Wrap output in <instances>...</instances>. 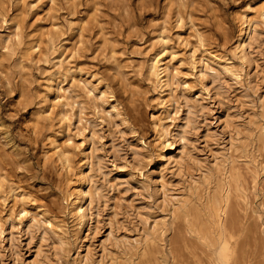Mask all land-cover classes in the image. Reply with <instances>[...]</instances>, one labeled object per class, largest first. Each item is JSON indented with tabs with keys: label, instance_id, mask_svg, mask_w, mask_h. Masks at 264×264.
<instances>
[{
	"label": "rangeland",
	"instance_id": "rangeland-1",
	"mask_svg": "<svg viewBox=\"0 0 264 264\" xmlns=\"http://www.w3.org/2000/svg\"><path fill=\"white\" fill-rule=\"evenodd\" d=\"M256 1L0 0V13L8 18L5 23L0 17V176L27 192L45 217L67 226L64 231L55 228L53 239L43 241L41 264H216L213 249L198 238L191 223L206 218L204 206L217 194H230L223 223L235 232L238 253L233 264H264V25L254 54L256 93L251 89L245 96L236 85H226L201 107L194 100L200 81L182 77L194 88L177 93L186 94L194 114L178 169L165 163L167 150L160 149L156 138V94L148 82L149 55L164 25L175 41L190 30L191 20L211 52L232 57L241 33L235 16ZM16 26L25 41L21 47L16 45ZM43 31H52L54 39L45 38L42 51L28 55L25 45ZM8 36L12 39L5 50ZM50 42L74 49L75 65L94 74L101 88L114 94L129 128L121 133L106 113L97 121L104 174L96 176L99 209L90 230L81 231L80 219L69 213L66 172L55 157L46 159L43 154L49 137L59 129L57 117L38 119L45 78L54 71L45 62L51 56ZM174 47L187 55L177 42ZM188 65L184 58V72ZM242 84L248 86L245 75ZM72 88L86 111H92V99L80 87ZM225 113H230L226 125L221 123ZM142 140L147 145L141 148ZM135 148L141 151L138 158ZM173 149L178 150L179 143ZM253 171L258 172L256 181ZM160 172L170 193L165 205L154 184ZM10 213L8 207H0V264H30L38 239H31L13 215L12 246ZM111 226L117 242L113 239L102 256L100 242ZM88 251L89 260L80 263Z\"/></svg>",
	"mask_w": 264,
	"mask_h": 264
},
{
	"label": "bare ground",
	"instance_id": "bare-ground-1",
	"mask_svg": "<svg viewBox=\"0 0 264 264\" xmlns=\"http://www.w3.org/2000/svg\"><path fill=\"white\" fill-rule=\"evenodd\" d=\"M21 1L26 3L27 0ZM50 1L54 2L55 0ZM0 17L3 22L8 23L7 15L0 13ZM235 20L240 26L241 33L232 49V57H224L211 52L202 32L191 20L189 22L190 30L186 34H178L175 41L166 31L165 25L155 36L156 42L153 43V52L149 55L148 63L150 76L148 82L152 85L153 93L156 94L152 114L153 126L156 138L160 143V149L167 150L163 157L165 163L174 164L173 166L177 169L180 168L187 143L186 133L191 126L194 114V105L189 102L186 94L177 93V90L181 88H194L189 81L183 80L182 77L200 81L199 88L194 94V100L200 103L201 107L204 106L203 100L211 98L213 94L218 96L226 85H236L240 93L245 96L249 95L251 89L255 90L257 87L258 76L254 71V54L261 35L259 28L264 25V0H257L256 3L248 5L235 16ZM16 29L18 30L14 35L17 41L16 45L21 47L25 41L21 29L18 26ZM45 38L52 41L54 39L53 32L43 31L40 36L32 38L30 43L25 45L28 55L41 52ZM11 39V36L5 38L3 45L5 50L9 49ZM176 42L179 47L185 50L186 56L175 49ZM51 44L47 48L51 49V56L45 62L49 63L54 71H51L45 78L46 83L41 97L43 107L39 111L38 119L57 117L59 129L49 137V144L44 148L43 154L46 159L55 157L61 169L66 172L64 200L69 213L80 219L81 231L83 229L90 230L99 209L96 202L100 185L96 176L99 172L104 174L102 159L97 152V121L101 120L102 113H106L113 118L121 133H126L129 128L122 121V107L115 100L114 94L107 89H102L98 79H94V74L75 65L73 61L74 49L70 50L69 47L61 43L54 44L52 42ZM184 58L189 59L187 72H184L183 68ZM29 60L32 62L33 59ZM237 61L240 62V65H237ZM243 75L247 78L248 86L246 87L242 84ZM72 85L80 87L92 99L94 102L92 111H86L87 109L75 98ZM229 116L230 113L221 116V123L226 125ZM177 143H179V149L174 150ZM230 144H234V140H231ZM140 145L142 148L147 143L142 140ZM133 152L135 158L141 154L139 148H135ZM163 177V173L160 172L154 184L156 193L161 194L160 197L164 204L170 193L166 189ZM257 177L258 172L253 171L254 181ZM7 181L5 177L0 176V207H8L11 211L8 217L11 245H14L12 228L15 224L12 216L15 215L30 238L38 239L35 259L30 264H41L43 241L49 238L53 239L51 233L55 232V228L64 231L67 230V226L62 221H54V219L45 217L38 211V207L34 205V201L27 192L8 185ZM125 187L127 188V186ZM236 189L238 190L239 187ZM230 204V194L225 197L222 194H217L204 206L206 218L194 219L191 223L198 238L213 249L216 264L236 262L238 250L235 232H229L227 225L223 223ZM231 216L234 218L233 213ZM232 228L235 229V224ZM2 231L4 232L0 223V232ZM37 232L39 234L36 236ZM80 238L79 236L78 239ZM113 239L117 242L111 226L106 239L100 242L102 256L109 249L108 246ZM53 243H55L54 240ZM78 248L76 246L77 254L81 255L82 252ZM55 251L58 254L57 246H55ZM89 258L88 251L81 256L80 263L87 262Z\"/></svg>",
	"mask_w": 264,
	"mask_h": 264
}]
</instances>
